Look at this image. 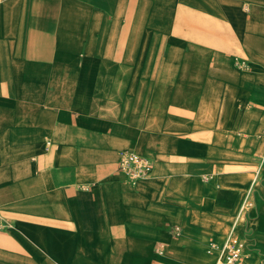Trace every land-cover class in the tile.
I'll return each mask as SVG.
<instances>
[{
  "label": "crops",
  "instance_id": "1",
  "mask_svg": "<svg viewBox=\"0 0 264 264\" xmlns=\"http://www.w3.org/2000/svg\"><path fill=\"white\" fill-rule=\"evenodd\" d=\"M0 213V264H264V0H0Z\"/></svg>",
  "mask_w": 264,
  "mask_h": 264
},
{
  "label": "built area",
  "instance_id": "2",
  "mask_svg": "<svg viewBox=\"0 0 264 264\" xmlns=\"http://www.w3.org/2000/svg\"><path fill=\"white\" fill-rule=\"evenodd\" d=\"M239 66L244 65L242 63ZM118 171L126 176L130 183L147 177L151 170V162L132 151H123L119 154ZM10 226L9 221L0 213V231ZM245 245L236 237L229 238L221 247L220 264H235L245 254Z\"/></svg>",
  "mask_w": 264,
  "mask_h": 264
}]
</instances>
